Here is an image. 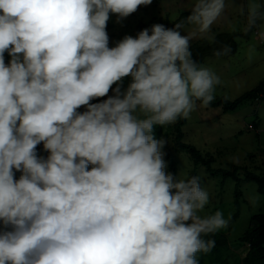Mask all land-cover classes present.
<instances>
[{
	"label": "clouds",
	"instance_id": "clouds-1",
	"mask_svg": "<svg viewBox=\"0 0 264 264\" xmlns=\"http://www.w3.org/2000/svg\"><path fill=\"white\" fill-rule=\"evenodd\" d=\"M151 2L0 0V264H198L214 247L202 234L227 221L199 215V176L166 174L153 128L212 101L219 78L189 44L225 0H195L185 35L183 23L154 24L110 48L109 13L119 21ZM241 14L264 42V2Z\"/></svg>",
	"mask_w": 264,
	"mask_h": 264
},
{
	"label": "rangeland",
	"instance_id": "rangeland-1",
	"mask_svg": "<svg viewBox=\"0 0 264 264\" xmlns=\"http://www.w3.org/2000/svg\"><path fill=\"white\" fill-rule=\"evenodd\" d=\"M194 3L195 0H152L151 4L139 5L135 12L119 21L118 14L110 12V24H106L108 46L114 47L125 35L135 38V28L140 23L147 24L154 19L172 23ZM248 3L249 0H225V9L210 30L190 40L192 56H195L197 46L204 42L212 48L220 45L218 41H221L222 33H244L246 15L241 14V7L246 13ZM258 30L256 28L248 37L240 35L236 38V53L207 56L199 65L208 68L219 78V83L214 85L213 99L226 97L235 100L264 80V42L256 37ZM192 31L194 26L188 23L181 29V35ZM4 59L7 65L11 59L7 51ZM128 79L125 78L124 87ZM108 94L113 95L111 88ZM140 115L144 118L143 114ZM179 127L183 132L182 142L192 144L210 156L214 168L232 170L235 166H241L239 179L224 178L221 173L212 174L204 164H195L189 152L176 147ZM153 133L156 139L166 141L162 149L166 174L171 173L174 166L178 179H190L194 169L200 177L201 187L208 192L209 200L199 215L203 217L220 211L227 221L225 227L216 231L227 235L229 245L217 252L198 251L195 254L198 264H243L249 245L242 242V237L250 226L251 217L264 214V192L259 189L258 182L247 177V172L264 175L263 97L246 100L238 108L228 111L221 105H203L201 101H195V107L185 118L184 124L178 126V119L157 124ZM7 230H11V226Z\"/></svg>",
	"mask_w": 264,
	"mask_h": 264
},
{
	"label": "trees",
	"instance_id": "trees-1",
	"mask_svg": "<svg viewBox=\"0 0 264 264\" xmlns=\"http://www.w3.org/2000/svg\"><path fill=\"white\" fill-rule=\"evenodd\" d=\"M189 11L190 9L182 12L177 17V19L172 23H169L163 19H154L153 21L147 24L140 23L139 25L136 26L135 33L137 34L139 31H141L144 28H150L154 24H163L166 28H173L174 24L176 23H183V25L185 26L188 24L186 17L189 15ZM106 24L109 25L110 24L109 21H107ZM256 28L257 27H254L248 32H244V33H238V32L222 33L220 34L221 41H218L220 45L218 44V46L212 48L208 46V44H206L207 42H204L200 46H197L196 54L195 56H192V58L198 63V65H200L207 56H216L215 53L218 51H223L225 47L229 48L230 51L227 52V54L221 56L232 55L237 51L236 38L240 35L248 37L251 34V32H253ZM108 96L111 95L107 94L104 97L94 98L93 100L90 101V103L102 102L103 100H106ZM258 97H263L264 99V80L261 81L255 88L246 91L235 100H230L226 97H219L216 99H212V101H210L208 104L214 106L221 105L223 106L225 111H228L238 108V106H240L246 100L255 99ZM196 101H200V100H196ZM85 110H86V106H81L80 108L77 109V111L81 113ZM177 119H178V126L185 123L184 117L182 116L177 117ZM178 137L179 139H177L176 147L180 148L179 150H186L187 152H189L195 164H199V163L204 164L212 174L221 173L223 174L224 178L233 177L236 178L237 180L239 179L238 172L242 168L241 166H235L232 170H223L220 168H214L212 166V158L210 156L204 154L199 148L195 147L194 145L182 142L183 132L181 131L180 127H179ZM36 151L39 157L47 158L49 154L43 148V142H41L36 146ZM92 167L93 165L91 164L87 166L88 170H91ZM13 171H14V179H19L22 173L20 171H16L15 169ZM171 173L174 176L176 175V167L174 166L172 167ZM192 176H197L195 169L191 173V177ZM247 177L250 180H254L258 182L259 189L264 192V175L259 176L252 172H247ZM4 229L5 226L2 224V222H0V231H3ZM202 239H204L205 241L214 240L215 245L210 250L215 252L219 251V249L227 246L228 244L227 235L224 233H220L218 231L208 234H202ZM242 242L249 245V248L243 260V264H264V214L263 213H258L251 217L250 226L244 233L242 237Z\"/></svg>",
	"mask_w": 264,
	"mask_h": 264
}]
</instances>
